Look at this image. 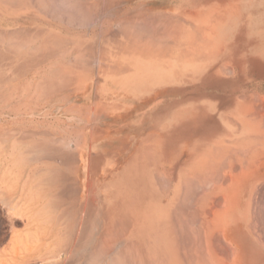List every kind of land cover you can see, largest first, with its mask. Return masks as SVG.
<instances>
[{"label": "crops", "instance_id": "obj_1", "mask_svg": "<svg viewBox=\"0 0 264 264\" xmlns=\"http://www.w3.org/2000/svg\"><path fill=\"white\" fill-rule=\"evenodd\" d=\"M228 2L238 9L239 0H137L144 12L132 16L164 20L166 44L157 45L156 33H114L123 48L140 47L121 51L125 69L115 75L131 73L132 58L143 56L172 79L142 86L128 102L105 97L110 68L85 86L86 102L102 108L77 181L83 192L97 186L101 193L92 194L104 196L117 171L112 199L134 221L136 263L158 264L164 249L165 264H264V124L255 128L253 112L254 89L264 86V17L260 34L246 18L227 40L217 27ZM102 41L103 50L110 47L104 34ZM242 88L247 94L238 95Z\"/></svg>", "mask_w": 264, "mask_h": 264}, {"label": "rangeland", "instance_id": "obj_2", "mask_svg": "<svg viewBox=\"0 0 264 264\" xmlns=\"http://www.w3.org/2000/svg\"><path fill=\"white\" fill-rule=\"evenodd\" d=\"M229 4L230 2L225 4L226 11H222L225 19L217 27L223 36L227 38L231 30L235 29V25L246 18L248 28L257 34L261 33L264 17L263 0H239L236 10ZM140 12L144 10L137 0H0V33L7 38V41L4 40L5 38L2 39L3 36L0 34V52H6L9 55L20 53L19 56H21L1 55L0 68H6V62H9L12 68L20 66L27 68L23 81L9 74L15 80L0 83V264H53L52 262H56V249L49 250L42 256L37 255L40 250H43L44 243L49 242L45 240L46 234L52 229L48 217L50 219L59 212L60 201L54 199L58 194V181L53 182L49 175V173L55 174L54 171L61 172L60 177L63 176L67 191L70 197H73L70 198L69 204L79 207L76 211L78 215L86 213V210L83 213L80 207H83L89 199L94 202V211L107 209L105 217L102 216V211L96 212L95 218L98 219V223L94 221V237L92 236L94 239L90 248L95 247L97 237L101 235V218L103 217L105 226L110 227L106 228L105 236L110 247L109 253L112 252L111 254L118 260L124 258L120 259L121 264H139L136 263L140 260L139 250L134 248L133 233L130 232L133 230L134 221L130 218L128 222V216L124 210L118 208V201L112 199L113 195L118 193L117 171L115 170L114 176L112 175L115 183L106 188L107 192L104 196H94L92 191L94 194H100V188L93 186L92 191L83 192L77 181V167L81 154L86 156L85 151L88 150V146L90 148L92 146L91 138L88 137H91L92 130L98 127L99 123H96L95 119L99 117V110L102 108L100 102L96 104L86 102V92H90L91 87L85 86L91 80L93 84L100 81L102 68H110L111 73H114L105 74L101 83L102 88L107 90L105 97L113 98L112 102L133 101L140 97L142 86L151 84L160 88L172 79V75L161 65V62L158 63L152 58L143 56L132 58L134 70L131 73L115 75L125 69L121 51L140 49L131 45L123 48L125 42L122 41L123 45H121L115 39L118 33L123 34V38L128 37V34L146 38L151 33H156L159 39L158 43L153 42L154 45L157 43L164 48L163 45L166 44V22L161 19H141L132 16ZM23 32H26V35L29 33V37L26 36L25 40L23 38L25 35L21 34ZM205 32L210 33L208 29ZM8 33L10 37L7 36ZM103 34L105 43L110 44V47L108 46L105 50L101 48ZM161 51L164 55L165 50ZM144 52L150 51L144 50ZM22 58L28 63L21 65ZM139 60H143L142 66L136 65L141 62ZM133 80H135L134 83H132ZM244 82L245 77L239 74L238 85L243 86ZM53 87H57L55 92H52L55 90ZM245 94H247L245 88L238 89V95ZM254 96L255 98L258 96L257 99L260 98V101L256 99L258 103L255 101L254 104V126L262 128L264 86L261 89H254ZM49 141L62 144L61 150L71 153L69 159L67 158L68 166H59L54 169V165L49 163L51 160L46 158L40 159L42 162L40 160L35 162L34 158L39 156L33 147H46ZM56 162L58 161L55 160ZM36 196L40 198L37 199ZM48 197L50 201H55H52V204L55 203L54 207L57 206V210L51 209ZM121 210H123L122 215H112ZM112 223L116 224L112 225ZM74 226L69 228L66 224L59 225L61 229L63 228L58 233L59 238L62 236L60 242L69 240L71 237L73 239L77 234L75 231L80 234L79 224L78 228ZM114 230L117 231L114 233ZM107 233L113 237L109 239ZM106 256L108 254L104 255L102 260L99 259L101 260L99 264H109ZM164 261V249H158V264H165Z\"/></svg>", "mask_w": 264, "mask_h": 264}, {"label": "bare ground", "instance_id": "obj_3", "mask_svg": "<svg viewBox=\"0 0 264 264\" xmlns=\"http://www.w3.org/2000/svg\"><path fill=\"white\" fill-rule=\"evenodd\" d=\"M51 2V1H50ZM42 4V3H41ZM81 8V7H80ZM170 16V15H169ZM0 34H2V39L3 38H5L6 36H4V34L3 33H0ZM21 34H23V35H25V37L23 36V38H24V40L27 38L26 36H28L29 37V33L26 35V32L24 33H21ZM7 35V34H6ZM8 37H10V34L8 33V35H7ZM22 37V36H21ZM16 38V37H15ZM20 38V37H19ZM22 39V38H21ZM4 40H6L7 41V38H5ZM18 41H20V40H18ZM23 41V40H22ZM17 42V41H16ZM26 42V41H25ZM10 47V46H9ZM12 48V47H11ZM5 49V48H4ZM11 51V50H10ZM27 53V52H26ZM1 55H4L5 57H8V56H13V57H15V56H18V57H21V56H19L20 55V53L19 54H8V53H6V52H0V56ZM22 56H24V54H22ZM26 57V56H25ZM139 61H141V62H139V63H137L136 65H138V66H142V61L143 60H139ZM2 62V61H1ZM27 64L26 62H24V60H23V58H22V61H21V65H23V64ZM76 64V63H75ZM148 64V63H147ZM6 68H0V83L2 84V83H6V82H9L10 80H15V79H12L10 76H6L8 73H7V71L8 72H10V75L12 76L13 75V77H17L16 79H20L21 81H23L24 80V76H25V74L27 73V68H23L22 66H20L19 68H12L13 66H11L10 67V63L9 62H6ZM2 67V66H1ZM32 70V69H31ZM6 74V75H5ZM9 75V74H8ZM15 75V76H14ZM43 79V78H42ZM22 83V82H21ZM20 83V84H21ZM23 85V84H22ZM46 87V86H45ZM5 88V87H4ZM47 88V87H46ZM55 88H57V87H55ZM54 87H53V89H55ZM45 89V88H44ZM43 89V90H44ZM49 89H47V91H48ZM51 90V89H50ZM57 89H55V90H52V92H55ZM45 92V91H44ZM13 93V92H12ZM14 94V93H13ZM258 97V96H257ZM257 97H256V99H257ZM255 100V99H254ZM257 100H259L260 101V98L259 99H257ZM262 102V101H261ZM257 103H258V101H257ZM253 104V103H252ZM259 109H260V107H259ZM263 109V108H262ZM257 111V110H256ZM261 111V109L259 110V112ZM253 112H255V111H253ZM262 112V111H261ZM260 112V113H261ZM239 113V112H238ZM262 113H264V111L262 112ZM261 115V114H260ZM256 116H257V114H256ZM264 116V115H263ZM241 118H243V117H241ZM249 118V117H248ZM245 123V122H244ZM247 123V122H246ZM245 123V124H246ZM264 123V122H263ZM244 124V125H245ZM262 125V124H261ZM68 129V128H67ZM80 131V130H79ZM19 140V139H18ZM228 140V139H227ZM8 141V140H7ZM21 141V140H20ZM23 141V140H22ZM18 142V141H17ZM61 142V141H60ZM239 142V141H238ZM70 143V142H69ZM5 146V145H4ZM61 146H62V144L61 145H59L58 143H53V142H48V144H47V146L46 147H43V148H40L39 146H34L33 147V149H34V151H36V153H37V156H39V157H36V158H34V160H35V162H37V161H39L40 159H42V158H46V159H48V160H51L49 163L50 164H52V165H54V169H57V168H59V166L60 167H66V166H68V159H69V157L71 156V153L70 152H67V151H62L61 150ZM65 147V146H64ZM71 147V146H70ZM40 152V153H39ZM68 158V159H67ZM55 160H57L58 162H56L55 163ZM41 161V160H40ZM44 161V160H43ZM222 161V160H221ZM220 161V162H221ZM42 162V161H41ZM250 162V161H249ZM54 163V164H53ZM260 164V163H259ZM51 165V166H52ZM38 167V166H37ZM50 167V166H49ZM53 167V166H52ZM51 167V168H52ZM220 167L222 168L223 166H221L220 165ZM46 168V167H45ZM50 168V169H51ZM217 168V167H216ZM217 169H219V168H217ZM220 170V169H219ZM47 172H48V170H47ZM46 172V173H47ZM54 173L55 174H51V173H49V175H50V179L51 180H53V182H57L58 181V186H57V192H58V194H56L55 196H57V198H54L55 200L56 199H59V201H60V207H59V212H57L54 216H52V217H50V219H49V215H47V217H48V220H49V222L51 223V225H50V227L52 226V229L51 228H49V229H51V231L48 229V231H50L48 234H46L47 236H46V239L45 240H49V242L48 243H44V245H43V250H40V253H38L37 255H40V256H42L43 254H46L45 252H48L49 250H53V249H56L55 250V252H57L56 254H55V258L57 259L56 260V262H52L53 264H68V263H71V264H99V262L102 260L101 258H103V256L104 255H107L108 254V256H106V258L108 257V259H109V261H108V263L109 264H121V260L122 259H124V258H120L119 260H118V258H115V255H113V254H111V253H109V251H110V247H109V244H108V242L105 240V236H106V232H107V229H109V228H107L106 226H105V224L106 223H104V221H103V217L101 218L102 219V225H101V230H100V233H101V235H99L98 237H97V241H96V245H95V247L93 248V249H91L90 248V245H91V243H92V241H93V234H94V230H93V227H95V222H96V224L98 223V219L96 220V212L98 211H94L95 210V208H94V204L93 203H91V202H93V200L92 201H90L91 199H89L88 201H86L84 204H83V207L81 206L80 207V210L82 209V212L83 211H85L86 213H84V214H79L78 215V213L76 212L77 211V209L79 208V207H74L73 205H71L70 206V204L69 203H71V200H70V198H73V197H70V194L68 193V191H67V185L65 184V181H63L64 180V178H63V176H61L60 177V175H61V172H57V171H54ZM157 174V173H156ZM162 174V173H161ZM161 175H159V177H160ZM214 176V175H213ZM162 178V177H161ZM160 178V179H161ZM222 178V177H221ZM158 179V178H157ZM212 180H214V179H212ZM212 180H210V181H212ZM88 181V180H87ZM167 181V180H166ZM217 181V180H216ZM44 183V182H43ZM190 183V182H189ZM29 184V183H28ZM46 184V183H45ZM48 184V183H47ZM194 184V183H193ZM33 185V184H32ZM162 186V185H161ZM168 186H169V183H168ZM26 188V187H25ZM166 188V187H165ZM167 190V189H166ZM24 192V191H23ZM22 192V193H23ZM37 192V191H36ZM40 192H42V191H40ZM70 192H71V190H70ZM30 193H32L31 191H30ZM72 193V192H71ZM90 193V192H89ZM38 195H40V193L38 192ZM135 195V194H134ZM71 196H73V195H71ZM87 198H88V192H87V196H86ZM135 197V196H134ZM35 198V197H34ZM36 198L37 199H39L40 198V196H36ZM49 198V197H48ZM53 198V197H52ZM82 198V197H81ZM16 199V198H15ZM94 199V198H93ZM51 199L49 198V202H48V199H47V202H48V204L49 203H51V204H49V205H51V209L52 210H55L56 209V207L57 206H55L54 207V205H55V203H54V205L52 204V201H50ZM97 200H98V198H97ZM35 201H37V200H35ZM70 201V202H69ZM9 202H10V200H9ZM32 202V201H31ZM39 202V201H38ZM53 202H55V201H53ZM88 202V203H87ZM89 202H90V204H89ZM56 203H57V201H56ZM98 203V202H97ZM29 204H31L32 205V203H29ZM65 204H67V205H65ZM93 204V205H92ZM45 205H47V203L45 204ZM65 205V206H64ZM194 205V204H193ZM71 207V209H70V207ZM49 207V206H48ZM64 207V208H63ZM116 207V206H115ZM54 208V209H53ZM72 208H73V210H72ZM195 208V207H194ZM98 209V208H97ZM57 210V209H56ZM107 210V209H106ZM106 210H101L102 211V216L104 215V217L106 216L105 215V213H106ZM113 210H114V208H113ZM196 210H197V208H196ZM101 211H98V212H101ZM115 211V210H114ZM53 212V211H52ZM51 212V213H52ZM56 212V211H55ZM95 212V213H94ZM173 213H174V211H172ZM208 212H209V210H208ZM211 212V211H210ZM209 212V213H210ZM120 213V211H116L115 212V214H113L112 213V215H117V214H119ZM122 213V212H121ZM127 213V212H126ZM196 213V212H195ZM39 215L41 214L40 212L38 213ZM100 213H99V215H101ZM111 215V216H112ZM122 215V214H121ZM43 216V215H42ZM124 216V215H123ZM119 217V216H118ZM125 218H127V216H124ZM41 218V217H40ZM45 220V219H44ZM96 220V221H95ZM116 220V219H115ZM127 220V219H126ZM125 220V221H126ZM30 222H31V220H29ZM95 221V222H94ZM101 221V220H100ZM125 221H123V222H125ZM46 222H47V220H46ZM106 222V221H105ZM111 223V222H110ZM127 223V222H126ZM27 224V223H26ZM25 224V225H26ZM65 225L66 224V227H69V228H72V227H75L74 225H76V227H77V225L79 224V227L81 228L82 227V229H80L79 228V230H81V232H80V234H78V232L77 231H75V233H77L76 235H75V237L73 238V239H69V240H65L64 242H60V239H62V236H61V238H59V235H58V233L61 231V230H63V228L61 229L60 227H59V225ZM116 223H112V225H115ZM124 224V223H123ZM172 224V223H171ZM199 224H202V223H199ZM198 224V225H199ZM212 224V223H211ZM49 225V224H48ZM47 225V226H48ZM121 226H123V225H121ZM120 226V227H121ZM113 227V226H112ZM115 227V226H114ZM117 227V226H116ZM202 227V226H201ZM78 228V227H77ZM77 228H75V229H77ZM107 228V229H106ZM118 228V227H117ZM123 228V227H122ZM125 228V227H124ZM199 228V227H198ZM46 229H47V227H46ZM75 229H73V230H75ZM104 229H105V231H104ZM115 229V228H114ZM119 229V228H118ZM121 229V228H120ZM68 230H70V229H68ZM78 230V229H77ZM174 230V229H173ZM181 230V229H180ZM104 231V232H103ZM117 231V230H116ZM115 230H114V233L116 232ZM121 231V230H120ZM63 232V231H62ZM184 232V231H183ZM61 234H64V233H61ZM107 234H109L110 235V233H107ZM108 235V238L110 239V237L112 236V235H110L109 236ZM65 236V235H64ZM93 236V237H92ZM181 236V235H180ZM66 237V236H65ZM113 237V236H112ZM183 239V238H182ZM111 240H113V238H111ZM110 241V240H109ZM55 243H56V246H55ZM46 244V245H45ZM230 246V245H229ZM117 250V249H116ZM229 251H230V249H229ZM108 252V253H107ZM117 252H119V251H117ZM205 252V251H204ZM232 252V251H231ZM116 254V253H115ZM206 254V253H205ZM118 255H120V254H118ZM123 255V254H122ZM39 256V257H40ZM133 256V255H132ZM38 257V258H39ZM45 257V256H44ZM121 257V256H120ZM42 258V257H41ZM41 258H39V259H41ZM105 258V259H106ZM45 259V258H44ZM99 259H101V260H99ZM131 259V258H130ZM153 260V259H152ZM51 261V260H50ZM52 261H54V259L52 260ZM105 261V260H104ZM133 261V260H132ZM124 262V261H123ZM122 262V263H123ZM46 263H48V262H46ZM106 263V262H105ZM126 263H128V262H126ZM44 264V263H43ZM133 264V263H132Z\"/></svg>", "mask_w": 264, "mask_h": 264}]
</instances>
